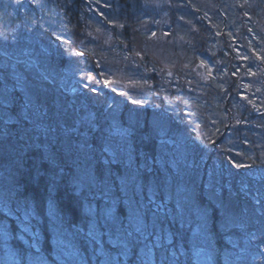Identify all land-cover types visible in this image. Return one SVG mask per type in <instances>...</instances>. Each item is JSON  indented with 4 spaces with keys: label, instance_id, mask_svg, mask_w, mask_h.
<instances>
[{
    "label": "trees",
    "instance_id": "obj_1",
    "mask_svg": "<svg viewBox=\"0 0 264 264\" xmlns=\"http://www.w3.org/2000/svg\"><path fill=\"white\" fill-rule=\"evenodd\" d=\"M58 1L62 9H55L59 3L54 5V0H0V46L9 48L7 51L22 47L24 52L32 48V38L43 32L49 38L43 43L47 55L61 68L76 65L77 58L66 53L59 38L71 35L68 42L72 47L90 39L87 2ZM119 1L118 10L112 8L106 17L119 20L114 27L122 37L115 45L122 48L125 44L135 54L140 46L133 45L134 40L142 36L138 19L144 11L142 0ZM221 3L215 0L211 4L221 25L218 31L214 28L219 37L208 33L212 26L200 11L205 3L198 5V13L193 12L194 5L184 8V13H195L197 18L195 23L191 20L193 31L186 32L182 42L183 57L192 54L194 62L209 59L221 68L217 81L211 79L207 96L208 101L213 94L216 101L222 97L214 111L224 113L226 120L210 137L192 129L184 136L182 121L177 122L174 114H166L165 119L159 116L166 105L159 74L153 76L151 85L155 105L136 106L127 94L106 89V84L84 88L79 95L89 103L95 96L105 103L112 98L124 102L120 127L111 121L106 104L92 103L95 118L87 131L68 115L67 106H80L74 94L54 90L51 80L47 86L34 85L25 93L14 85L13 105L9 112H0V200L4 201L0 206V264H264V108L240 110L239 89L251 76L248 65L242 69L236 65L235 47L225 37L228 23ZM256 3L263 5L260 0ZM211 5L207 12H212ZM242 7L237 9L242 11L241 25L229 28L233 37L236 30L239 42L263 43L264 32L254 23H243L246 12ZM171 8L168 11L175 13ZM52 18L55 24L48 23ZM32 22L46 23L47 28L29 30ZM172 25L177 26L176 22ZM54 42L59 46L57 54ZM111 50L120 56L119 49L117 53ZM42 65L35 67L39 70ZM86 66L100 71L94 56ZM15 79L0 64V98L2 88H10L9 81L14 84ZM44 97L67 104L58 114L74 136L68 131V137L63 133L54 136L45 127L49 119L37 118L43 121V131L24 114V108L29 112ZM49 103L52 109L54 103ZM115 129L127 136L131 165L105 159L109 156L104 138ZM176 137L188 142L193 138L188 146L191 162L185 169L176 168L180 165L174 163L181 162L178 156L171 157ZM132 168L138 176L134 180L129 173ZM80 173H91L93 180L85 182L86 175ZM234 243L246 246L247 252L239 251ZM200 250L208 253L206 259L198 256Z\"/></svg>",
    "mask_w": 264,
    "mask_h": 264
},
{
    "label": "rangeland",
    "instance_id": "obj_2",
    "mask_svg": "<svg viewBox=\"0 0 264 264\" xmlns=\"http://www.w3.org/2000/svg\"><path fill=\"white\" fill-rule=\"evenodd\" d=\"M54 1H56L54 5L59 3L55 9H62V7L59 6L61 2L58 0ZM60 1L63 2V0ZM114 1L117 5L113 4ZM241 1L222 0L221 4L225 7V20L228 23V35L225 37L227 41L229 40L231 45L235 47L236 65L241 66L240 69H242V67L247 68L246 65H248L251 76V79H249V81H244L239 89V91L242 92L240 110L246 111L252 108L261 110V108H264V42L262 43L260 40L259 45L257 44L256 46L245 39L239 42L241 40L239 34H237L235 30L233 37V33L229 28L239 23L240 12L242 11L238 13L237 9L243 6L242 9L246 12V20L243 23H254L259 28V31L261 30L264 32V0H260L263 2L262 6L256 3L258 0H243L246 6L242 4ZM86 2L90 17L88 25L92 27L89 31L90 39L83 41L79 47H72L73 44L71 45V43L68 42L71 35H68L69 37L60 35L61 38H59V42L64 45L67 51L66 53L72 56V58H77L76 65H69L66 68H61L58 62L52 60L51 57L47 55L43 45L44 40H49V38L44 35L43 32L41 33V31V34H36V36L32 38V48L34 49L27 48L23 52L21 43L19 45L21 48H13V50L11 49L10 51H7L9 48L0 46V64L4 67L5 72L16 78L15 80L17 81L14 84L9 81L10 88H2L4 95L0 98V112L5 110L9 112L8 107L13 105L11 92L14 89V85H17L16 87L20 92L23 91L25 93L27 88L34 85L39 87L41 85L47 86V82L51 80L52 84L55 85L54 90H67L68 93L74 94L73 98L76 100V103L77 101L80 103V106L72 107L71 109L67 106L69 108L68 115L73 119L72 122L75 120L81 122V124H84L87 131L89 128L88 126H90L95 118V112H93V105L91 104L97 105L102 103L104 105L106 104V108H109L110 118L113 124L120 127L122 124L121 112L124 107V102L120 104L119 100L114 101V98H112L110 102L105 103L103 99L95 96L92 102L89 103L79 95V92H83L84 88L92 84H95L98 88L106 84V89H116L118 92L127 94L130 97V102L136 106L155 105L154 100L152 101L153 94L151 85L154 83L153 76L159 74V77H161L159 83L163 90L162 95L165 96L164 98L166 100L165 110L161 112L159 116L165 119L164 117H166V114H174L177 117V122L178 119L182 121L184 136L189 135V131L192 129L200 136L207 134L208 137H210L218 132L219 129H222L221 127L226 120L224 119L225 114L214 111V109L216 110L218 99L220 100L222 97L217 98L216 101L213 94L209 97L208 101L207 96L208 86L212 82L211 79L217 81L216 75L221 72V68L213 65L209 59H201L200 62L197 63L194 62V56L192 54L183 57L182 53V42L185 41L186 32L190 33L193 31V22L191 23V20H194L195 23L197 18L195 13H193L194 15L192 16L184 13L185 4L194 5L192 8L194 9L193 12L198 13V5L205 3L204 5H206V7L200 11L207 15L206 23L213 27V29L209 27L208 33L213 32L219 37V35L214 32V28L218 31L221 25L219 26L213 11L214 9L211 5L215 0H142L144 11L138 15L139 26L141 28V32L139 33L142 36L138 38V40H134L133 45L140 46L139 48L136 46L137 50L140 49V51L136 50L135 54H133L134 52H131L130 48L125 44L122 45V48L118 43L115 45L118 38L122 37L121 31H115L114 27L119 24V20L117 18L107 19L106 17L108 11L113 9L118 10L122 2L120 3L119 0H86ZM166 5L171 6V9L176 10V12H169L168 6L165 7ZM207 5H211L212 12L206 11ZM255 8L259 9L258 12L255 11ZM173 15L175 16V21H173ZM100 17L104 19V21L101 20ZM174 22H176V27L172 25ZM213 22H215V24H213ZM48 23L55 24L56 19L52 18ZM122 24H125V22H122ZM239 24L241 25V23ZM41 25L32 22V25L30 24L29 26V30L33 31L34 26H37V28L41 27L42 29L47 28L46 23H41ZM221 33L220 31V34ZM247 34L248 32L244 33L246 39ZM213 46L219 49V45ZM143 47H145L144 52H142ZM210 47L211 46L208 48ZM111 49L116 50V53L119 49L120 56L112 53ZM55 50L57 54L59 50L57 42H54V51ZM91 56L95 57L100 71H94L86 66ZM29 57H32V60ZM41 62H43L42 68L37 70L35 64H40ZM218 64L220 65L221 63ZM223 69L225 70V68ZM35 97L37 98V96ZM53 100V98L48 99L44 97L40 103L38 102V107H34L37 103L31 105L29 112L24 108V114H29V118L33 124L43 131V121L38 122L37 118L44 120L49 119L45 121L47 123L45 127L50 128L52 135L55 136L59 133H63L64 136L68 137V132L70 135L71 132L68 131L69 129L66 127V123L60 120L62 117L58 114V110L61 108L63 110L67 104L59 99L57 102ZM49 102L54 103L52 109ZM214 102H216V104ZM156 104H158V102H156ZM47 105H50L49 108ZM39 107H42L44 110H40ZM96 108L99 107L96 106ZM233 108L235 110V105ZM46 111L50 113H46ZM180 111L184 114H181ZM43 113L45 114L43 115ZM21 114L23 115L22 111ZM47 114L50 115L48 116ZM51 115L53 117L50 118ZM8 117L10 121L14 120L9 113ZM71 129H73V127ZM72 136L74 135H71V137ZM109 136V138H104L107 141L108 148H106V150L109 156L107 158L105 157V159L120 161L129 165L133 164V154L129 151L130 146L126 144L128 139L127 136L125 137L123 134V131L115 129L111 131ZM195 137L198 138V136ZM173 142L175 145L172 146L174 150H172L173 153L171 157L178 156L181 160V162H175L174 164L180 165L176 166V168L185 169L189 166V162H191L188 159V146L193 143V138L188 142V140H182L180 137H176V140ZM165 163L166 162H164V164ZM164 164H162V168L166 170ZM130 170L129 173H131L133 180L137 179L136 169L132 168ZM82 173H88V171ZM82 173H80L81 177L86 175ZM90 174L85 176V182H91V180H93ZM126 182L128 181L126 180ZM129 183L131 184V182ZM126 185H128V183H126ZM3 204L4 201L0 200V206ZM234 246H238L239 251L243 250L247 252L246 246L242 245L239 247L237 243H234ZM197 254L202 259H206L208 255L207 252L205 253L201 250L197 251Z\"/></svg>",
    "mask_w": 264,
    "mask_h": 264
}]
</instances>
